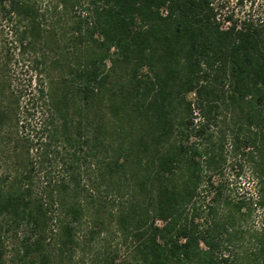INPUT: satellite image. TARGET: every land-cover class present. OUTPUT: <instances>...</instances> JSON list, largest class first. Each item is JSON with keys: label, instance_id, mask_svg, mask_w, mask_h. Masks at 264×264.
<instances>
[{"label": "trees", "instance_id": "16d2710c", "mask_svg": "<svg viewBox=\"0 0 264 264\" xmlns=\"http://www.w3.org/2000/svg\"><path fill=\"white\" fill-rule=\"evenodd\" d=\"M58 7L73 14L56 28L37 0H0L19 53H32L41 114L0 178L1 226L18 239L8 258L0 242V264H70L100 235L124 259L115 244L90 264H264V223L238 257L231 216L212 206L200 225L194 204L203 176L222 196L212 178L242 156L264 213V20L229 14L224 27L214 0Z\"/></svg>", "mask_w": 264, "mask_h": 264}, {"label": "rangeland", "instance_id": "374dc122", "mask_svg": "<svg viewBox=\"0 0 264 264\" xmlns=\"http://www.w3.org/2000/svg\"><path fill=\"white\" fill-rule=\"evenodd\" d=\"M54 2L55 0H37L41 9L49 7L45 22L49 26L57 28L59 25H64L65 20H69L73 11L68 8L60 10L59 7L54 11ZM214 3L221 16L225 17L231 14L238 23L244 18L253 19L255 22L264 20V0H242V2L239 0H214ZM79 9L78 7L77 11ZM56 19L59 21H55ZM35 83H38V80L32 53H19L14 35L11 33V27L0 15V107H4L8 113L0 124V178L6 177L7 173H10L9 177H11L15 167L18 168L14 150L20 149L18 144L21 142V136L34 133L31 129L39 121L41 114L32 100ZM15 98H18L17 107ZM26 107L30 111H35L32 116L28 115L27 118L22 113ZM226 150L229 151V145ZM229 159L232 161V167L231 164L225 165L222 173H215L212 178L214 184L225 183L222 196L214 198V193L209 191L208 184L205 183L206 177L203 176V182L197 189L194 199V204L201 210L200 216H197L195 221L204 225L205 218L211 219L208 210L212 206L217 208L216 217L231 216L228 224L230 229L235 232L234 250L238 251V253L232 254L240 257L242 253L255 247L253 235L262 228L264 213L257 204L258 183L247 160L242 156L232 155L229 156ZM240 200L245 202L244 206L236 210L232 203H237ZM227 201H230L231 204ZM1 221L2 216L0 215V242L3 241L5 257L8 258L18 239L10 232L3 230ZM115 244L119 247L117 261H122L125 251L123 245L119 244V240L112 238L107 241L100 235L91 244L81 245L83 249H77L70 264H90L96 253L101 250L111 251Z\"/></svg>", "mask_w": 264, "mask_h": 264}, {"label": "built area", "instance_id": "2783aa9c", "mask_svg": "<svg viewBox=\"0 0 264 264\" xmlns=\"http://www.w3.org/2000/svg\"><path fill=\"white\" fill-rule=\"evenodd\" d=\"M216 9H217V18L219 19V21L222 23V25L224 26V27H226L227 25H229L230 24V20H226L227 18H226V16L224 17V16H221V14L218 12V7L216 6ZM233 19V18H232ZM234 20V19H233ZM237 22V21H236ZM241 21H239V23H240ZM238 23V22H237ZM238 23V24H239ZM263 220H264V217H263ZM263 223H264V221H263ZM263 223H262V226H263Z\"/></svg>", "mask_w": 264, "mask_h": 264}]
</instances>
